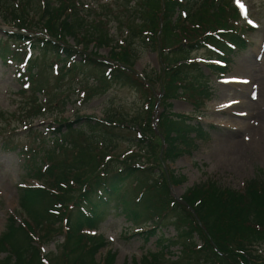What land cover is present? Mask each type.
<instances>
[{
  "label": "trees",
  "instance_id": "obj_1",
  "mask_svg": "<svg viewBox=\"0 0 264 264\" xmlns=\"http://www.w3.org/2000/svg\"><path fill=\"white\" fill-rule=\"evenodd\" d=\"M125 1L107 14L86 11L81 0H0V17L6 23L49 36L8 33L6 38H0L3 62L12 59L21 63L28 55L27 69H32L37 67V57L30 53L37 52L42 59L53 55L65 70L95 74L97 84L93 87L99 88L104 82L126 84L145 101L140 116L130 117L139 130L132 141L143 151H135L123 160L112 156L111 145L104 139L99 145V140H90L86 134L98 131L112 137V128L127 127L123 122L128 120L114 117L117 112L102 120L93 116H78L72 121L54 118L58 126L52 141L61 146L58 154L47 144L24 143L19 148L25 157L26 173L43 182L18 189L21 221L17 222L14 215L7 218L0 234V252L6 253L0 264H115V253L111 251L102 260L96 259L106 242L101 236L88 234L110 208L134 222L151 221L153 228L146 231L145 239L157 234L158 225L167 215L172 217L175 236L162 234L159 249L132 264H264L263 174L246 180L241 190L207 179L189 187L179 201L169 194L168 185L182 182L185 177L173 170L166 174L158 165L159 154L165 161H174L190 153L196 139L207 135L192 115L171 110V98H184L198 109L211 97L202 64L191 59L190 53L204 49L208 56L205 66L218 75L225 69L212 61H229L231 53L247 46L244 33L253 28L241 23L236 6L229 0H138L132 6L131 0ZM133 16L139 22L132 26L129 21ZM112 18L120 30L126 27L127 34L122 44L113 45L119 49L111 50L110 58L104 61L96 51L110 39L108 24ZM131 37H139L141 45L151 49L159 44V53L165 55L163 67L155 74L162 92V110L155 125V90L150 79L146 84L133 69L139 49L129 43ZM69 38L75 46L69 44ZM89 47L95 51H88ZM89 94H94L93 88ZM24 104L27 114L21 121L43 113L44 104L36 97ZM48 108H52L51 102ZM130 128L134 130L133 125ZM33 131L36 130L30 128V135ZM38 135L41 134L31 140L35 143L37 137L44 142L43 135ZM13 137H4L6 150L22 146L14 143ZM162 141L165 147L159 153ZM91 144L96 153L95 158L88 159ZM60 156L62 161L57 159ZM43 162L47 165L42 170ZM59 234L63 235L58 245L62 250L47 258L41 246ZM177 243H181V250L175 260H170L169 249Z\"/></svg>",
  "mask_w": 264,
  "mask_h": 264
},
{
  "label": "rangeland",
  "instance_id": "obj_2",
  "mask_svg": "<svg viewBox=\"0 0 264 264\" xmlns=\"http://www.w3.org/2000/svg\"><path fill=\"white\" fill-rule=\"evenodd\" d=\"M137 1L131 0L130 5L132 6ZM233 1L236 2V0ZM239 1L237 0V3ZM241 1L245 3L247 9L244 14L245 21L256 27L247 36L250 40L249 44L230 56L225 77H243L248 82L232 84L218 80L203 65L206 83L212 92V98L204 108L193 111L188 102L177 98L170 100L173 113H193L203 125V130L207 132L205 140H197V148L193 149L190 154L177 157L174 162H167L163 160L161 154L158 155V165L164 168L166 174L168 170L173 169L177 174L185 176L183 182L170 183L169 192L173 196L181 195L187 188L203 182L207 178L218 181L222 186L240 189L246 179L264 175V139L260 133V127L264 128V0ZM115 2L126 3L125 0H83V5L86 11L109 13L111 6L112 8L116 6ZM130 18H132L129 21L132 26L139 22L136 16ZM124 19L121 18L122 21ZM113 24L118 27L114 26L110 29V32L115 36H109L108 43L97 50L96 54L99 56H108L112 50L110 47H113V42L116 41L115 37L120 38L121 32L126 34V27L120 30L118 23L116 24L112 18L110 25ZM10 30V26L0 19V37L6 36V32ZM128 41L139 49V56L134 61L138 73L147 74L155 79V74L159 73L163 67L162 59L165 56L159 53V44L151 49L141 45L139 37L128 38ZM69 42L73 44L74 41L69 39ZM189 57L201 60L207 57V52L203 49L195 50L190 53ZM52 62L51 56L45 59L37 56V68L41 71L39 85L35 81L32 82V85H27V83L30 84L28 81L17 79L18 72L14 63L3 64L0 60V133L4 132L6 128L3 118L12 112L21 111L22 109L19 110L21 102L25 101V96H30L32 93L41 101L49 100V98H52V101L55 100L54 96L60 92L66 93L67 99L63 107L60 102L56 105L52 103L50 112L44 111L32 122V129H38L44 133L46 144L52 137L51 129L56 127L53 124L51 113L59 108L62 109V115L70 120H73L77 115H93L96 118H102L103 114H114V112H117L114 115L117 119L140 116L142 100L136 91L128 85L104 82L103 86L100 85L99 88H96L93 87L97 84L96 80L86 76L85 73L79 75L65 70L64 73H61L56 69L59 65L49 66V63ZM37 68H34L32 72L37 71ZM90 83H93L91 87L93 95H88L89 91L84 86ZM37 86H43L46 89L44 97L40 95ZM19 88H25V94L20 95L16 92ZM84 89L87 95H85ZM17 123V120H12L11 126ZM112 129L114 132L112 137L110 135L105 137L98 131L94 134L87 131L86 134L91 137L90 140L93 138L104 139L111 145V154L121 160L136 150L137 147L132 148L131 146L134 143L132 139H135V133L131 129L120 127ZM18 131L23 139H26L23 135L30 136L29 126L28 128L20 127ZM1 139L0 135V234L5 229L7 217L14 210L20 218L17 212L19 184L39 182L34 177H24V169L21 165L23 158L16 151L3 150ZM79 142V145L83 143L82 140ZM49 144L52 145V142ZM88 148L92 149L88 159L93 156L95 158V145L91 144ZM142 160L145 161V159ZM106 210V215L100 218L101 220L97 224L96 233L103 236L107 245L96 254L97 259H100L106 250L110 249L115 252V264L139 262L144 255L148 256L151 252L159 249L158 238L162 235L161 233H165V236L168 237L175 234L173 226L167 224L170 221L168 217L166 224L159 229L157 234L145 240L141 234L134 233V224H148L147 222H134L111 208ZM61 240L62 236L50 241L43 246V252L49 257H52V254L60 253L62 248L57 245V242ZM181 246V243H177L170 247L171 254L168 252V255L171 256L170 260L176 259L175 254L179 253ZM4 256L5 253L0 252V259Z\"/></svg>",
  "mask_w": 264,
  "mask_h": 264
},
{
  "label": "bare ground",
  "instance_id": "obj_3",
  "mask_svg": "<svg viewBox=\"0 0 264 264\" xmlns=\"http://www.w3.org/2000/svg\"><path fill=\"white\" fill-rule=\"evenodd\" d=\"M232 84H236V83H232ZM238 104H240V101H238ZM257 128H258V127H257ZM260 129H261V130H260V133L262 134V137H263L262 139H264V128H261V127H260ZM227 150H228V149H227ZM223 153H225V152L223 151Z\"/></svg>",
  "mask_w": 264,
  "mask_h": 264
},
{
  "label": "snow or ice",
  "instance_id": "obj_4",
  "mask_svg": "<svg viewBox=\"0 0 264 264\" xmlns=\"http://www.w3.org/2000/svg\"><path fill=\"white\" fill-rule=\"evenodd\" d=\"M246 82V81H245ZM255 96V94H253Z\"/></svg>",
  "mask_w": 264,
  "mask_h": 264
}]
</instances>
